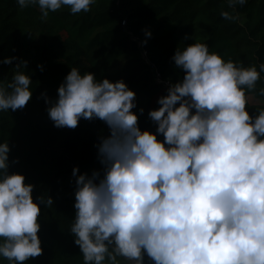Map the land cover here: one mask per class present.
Segmentation results:
<instances>
[{"label": "clouds", "instance_id": "clouds-1", "mask_svg": "<svg viewBox=\"0 0 264 264\" xmlns=\"http://www.w3.org/2000/svg\"><path fill=\"white\" fill-rule=\"evenodd\" d=\"M16 2L37 5L46 19L62 6L89 12L96 0ZM245 3L228 0L233 9ZM171 59L184 74L148 112L154 132L138 126L136 93L123 80L98 81L73 67L55 100L44 95L54 127L98 119L109 131L95 145L100 169L72 170L74 243L84 264H146L145 257L147 264H264V108L246 110L264 63L245 67L200 42L177 48ZM26 67L19 60L11 82H0V112L23 109L31 99ZM9 152L7 140L0 142V257L26 264L43 254L38 217L53 200L34 201V185L8 171Z\"/></svg>", "mask_w": 264, "mask_h": 264}, {"label": "trees", "instance_id": "trees-1", "mask_svg": "<svg viewBox=\"0 0 264 264\" xmlns=\"http://www.w3.org/2000/svg\"><path fill=\"white\" fill-rule=\"evenodd\" d=\"M90 8L72 14L62 6L45 19L37 5L20 8L16 0H0V61L18 58L12 64L0 62V82H11L19 60L27 61L32 80L26 106L0 112V142L7 140L10 148L8 171L34 185V201L41 195L53 200L52 206H41L38 217L43 254L26 264H84L69 231L75 214L72 170L90 175L100 169L95 145L109 131L98 119H81L75 129L54 127L49 119L44 95L55 100L71 68L90 72L98 81L123 80L136 93L132 111L138 126L154 132L148 112L159 107L157 99L167 92L154 81L153 70L163 82L182 79L183 71L171 59L177 48L200 42L245 67L259 69L264 63V0H246L234 9L228 0H96ZM224 11L234 18L223 19ZM262 88L264 73L247 93L250 115L264 108ZM0 264L8 261L0 257ZM121 264L129 262L121 259Z\"/></svg>", "mask_w": 264, "mask_h": 264}, {"label": "built area", "instance_id": "built-area-1", "mask_svg": "<svg viewBox=\"0 0 264 264\" xmlns=\"http://www.w3.org/2000/svg\"><path fill=\"white\" fill-rule=\"evenodd\" d=\"M141 52L143 53V56H145V53L143 52V50H142ZM153 72L155 73V74H154V81H155L156 83L162 85V86L164 87V89L167 90V87H168V85H169V82H163V81L161 80L160 75L156 72L155 69L153 70Z\"/></svg>", "mask_w": 264, "mask_h": 264}, {"label": "rangeland", "instance_id": "rangeland-1", "mask_svg": "<svg viewBox=\"0 0 264 264\" xmlns=\"http://www.w3.org/2000/svg\"><path fill=\"white\" fill-rule=\"evenodd\" d=\"M253 103V102H252Z\"/></svg>", "mask_w": 264, "mask_h": 264}]
</instances>
